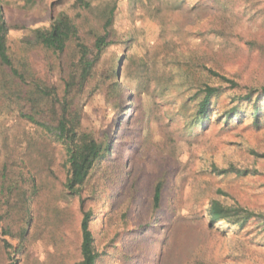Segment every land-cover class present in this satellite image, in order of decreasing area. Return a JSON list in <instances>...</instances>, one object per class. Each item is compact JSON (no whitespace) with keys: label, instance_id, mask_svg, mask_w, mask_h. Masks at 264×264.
Listing matches in <instances>:
<instances>
[{"label":"rangeland","instance_id":"374dc122","mask_svg":"<svg viewBox=\"0 0 264 264\" xmlns=\"http://www.w3.org/2000/svg\"><path fill=\"white\" fill-rule=\"evenodd\" d=\"M74 1L0 0L10 53L27 64L24 87L38 76L60 81L57 58L70 61L72 48L46 54L33 45L34 29ZM88 1L92 11H68L87 40L103 5L115 1L116 39L102 67L121 59L126 95L115 104L104 94L84 99L83 126L110 136L111 152L82 187L98 264H264L261 218L217 226L208 211L217 199L264 214V102L258 122L249 103L224 117L250 87L264 85V0ZM205 84L219 90L210 119L198 125L195 93ZM15 101L0 89V264H79L83 209L65 186V147ZM231 165L249 172L214 170Z\"/></svg>","mask_w":264,"mask_h":264},{"label":"trees","instance_id":"16d2710c","mask_svg":"<svg viewBox=\"0 0 264 264\" xmlns=\"http://www.w3.org/2000/svg\"><path fill=\"white\" fill-rule=\"evenodd\" d=\"M69 10L81 14L82 10L90 12L93 7L88 0H75L69 9L62 10L50 25L34 29L33 45L41 48L44 53L60 56L72 48L70 61L61 64L62 57L57 58L58 70L63 72L60 81L50 80L48 76L45 78L38 76L33 78L27 87H24L20 80L24 79L27 64L23 59H15L10 53L8 38L11 27L5 20L4 9L0 4V72L2 75L0 89L11 92L15 96L16 106L20 109L26 108V116L30 121L49 132L56 143L64 145L69 165L65 186L71 195L79 197L83 209L80 221L81 260L79 264H98L99 253L91 229L92 211L85 210L82 187L99 160L111 152L110 136L99 139L93 131H88L83 126V108L86 102L84 99L96 94H104L106 100L112 104L120 102L117 100L126 96L121 82L122 72L118 68L121 59L115 58L107 68L102 67L105 54L116 39L114 30L116 4L112 1L103 5L101 26L90 27L93 35L90 40L83 38L81 27L76 18L68 12ZM219 76L224 78L222 80L225 82H234L223 75ZM218 90L219 88L215 85L205 84L199 92L195 93L194 101L197 105L193 119L196 124L202 125L204 120L210 119L213 100ZM238 98L240 104L226 111L224 117L230 118L232 114H238L239 107L244 103H249L254 120L258 122L263 112L264 85L250 87L246 94ZM129 112L131 114L124 120L132 117V112ZM214 170L219 174L233 172L245 175L249 172L248 169L242 170L233 165L220 170L214 167ZM164 183L165 180L161 179L154 188L152 198L154 209L159 207ZM208 211L211 218L210 223L217 224V226L219 223H228L243 228L249 220L256 218H261L264 224V214L255 213L241 206H226L217 199L211 200ZM30 222L31 215L28 214L27 225ZM26 233L27 229L24 227L20 237L24 238ZM6 245L9 243L6 242Z\"/></svg>","mask_w":264,"mask_h":264}]
</instances>
